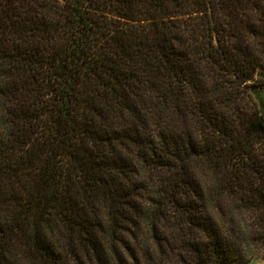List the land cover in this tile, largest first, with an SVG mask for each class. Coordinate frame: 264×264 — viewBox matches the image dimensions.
<instances>
[{"label":"trees","instance_id":"obj_1","mask_svg":"<svg viewBox=\"0 0 264 264\" xmlns=\"http://www.w3.org/2000/svg\"><path fill=\"white\" fill-rule=\"evenodd\" d=\"M254 86L264 0H0V264L264 259Z\"/></svg>","mask_w":264,"mask_h":264},{"label":"rangeland","instance_id":"obj_2","mask_svg":"<svg viewBox=\"0 0 264 264\" xmlns=\"http://www.w3.org/2000/svg\"><path fill=\"white\" fill-rule=\"evenodd\" d=\"M250 93L252 97L256 100L258 105L260 106L261 112H263L264 114V88L260 86L251 87ZM247 264H264V259H261V258L254 259L248 262Z\"/></svg>","mask_w":264,"mask_h":264}]
</instances>
